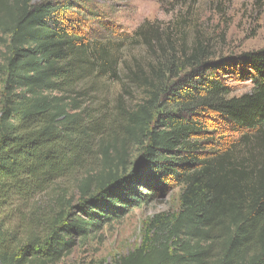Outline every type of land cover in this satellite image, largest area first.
<instances>
[{
    "label": "trees",
    "instance_id": "16d2710c",
    "mask_svg": "<svg viewBox=\"0 0 264 264\" xmlns=\"http://www.w3.org/2000/svg\"><path fill=\"white\" fill-rule=\"evenodd\" d=\"M87 2L0 0V264H57L76 238L175 189L179 212L152 219L141 247L117 264H208L213 250L214 264H264V48L214 59L198 46L181 67L176 56L160 60L156 80L140 84L142 104L117 126L82 114L72 97L95 71L112 70L102 56L96 68L89 34L107 22ZM230 80L252 91L232 96ZM77 174V205L48 229V206L34 201ZM182 233L195 243L183 255L170 247Z\"/></svg>",
    "mask_w": 264,
    "mask_h": 264
},
{
    "label": "rangeland",
    "instance_id": "374dc122",
    "mask_svg": "<svg viewBox=\"0 0 264 264\" xmlns=\"http://www.w3.org/2000/svg\"><path fill=\"white\" fill-rule=\"evenodd\" d=\"M57 1L60 0H31V3ZM85 1L88 2L83 7L107 22L106 25L93 24L89 34L90 40L95 41L92 54L96 68H99L102 56L112 70L102 77H97L98 71H95L72 97L78 100L82 114L99 116L117 126L124 119L123 113L142 104L145 92L140 84L143 86L145 80H156L160 60L164 62V59L176 56L181 67L186 56L198 46H203L207 55L214 59H236L264 48V0ZM142 28L144 31L140 35L138 32ZM7 56L8 38L3 37L0 39V113L6 100L3 66ZM163 71L169 76L167 69ZM130 72L137 74L139 79L128 80ZM229 83L232 96L239 97L252 91L250 81L230 80ZM82 178L77 174L64 179L48 195L34 201L37 208L48 206L43 209H48V229L58 212L77 205ZM180 195V189L165 197L160 195L153 203L133 210L121 221L92 232L86 238H76L71 253L57 264H117L141 247L152 219L179 212ZM159 238L171 240L167 233ZM186 245L194 246L195 243L182 233L172 240L170 247L174 246V251L183 255L182 247ZM202 247L209 246L202 244ZM214 251L206 258L211 260L208 264H214Z\"/></svg>",
    "mask_w": 264,
    "mask_h": 264
}]
</instances>
